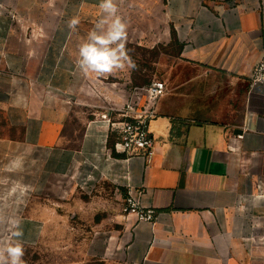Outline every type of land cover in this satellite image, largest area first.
<instances>
[{
    "label": "crops",
    "instance_id": "obj_1",
    "mask_svg": "<svg viewBox=\"0 0 264 264\" xmlns=\"http://www.w3.org/2000/svg\"><path fill=\"white\" fill-rule=\"evenodd\" d=\"M99 4L0 0V223L19 221L12 239L43 243L57 264H264V84L249 86L264 0H117L126 43L181 45L150 122L151 162L114 154L102 119L139 85L131 58L100 77L77 63ZM238 99L236 119L214 120ZM77 175L88 190L63 183ZM129 187L155 222L123 213Z\"/></svg>",
    "mask_w": 264,
    "mask_h": 264
},
{
    "label": "built area",
    "instance_id": "obj_2",
    "mask_svg": "<svg viewBox=\"0 0 264 264\" xmlns=\"http://www.w3.org/2000/svg\"><path fill=\"white\" fill-rule=\"evenodd\" d=\"M264 84V62L254 66L250 74V89ZM167 85L161 79H153L143 85H134L124 105L111 106L102 114L111 131L116 133L114 151L127 156L139 155L151 162L154 156L155 140L150 131V122L158 115V102L166 93ZM142 191L129 187L122 204L125 215H134L137 221L155 222L158 212L141 203Z\"/></svg>",
    "mask_w": 264,
    "mask_h": 264
},
{
    "label": "clouds",
    "instance_id": "obj_3",
    "mask_svg": "<svg viewBox=\"0 0 264 264\" xmlns=\"http://www.w3.org/2000/svg\"><path fill=\"white\" fill-rule=\"evenodd\" d=\"M99 8L103 15L89 32L87 39L80 44L77 62L85 75L95 73L98 77L122 69L125 61L130 62L126 49L127 25L118 15L117 0H100ZM79 23V19L74 17L69 21L68 27L75 30ZM19 167L20 162L17 159L10 166H6L5 170L13 171ZM17 188L21 194L27 191L26 186L17 184L13 186L11 193H15ZM18 224L19 221L9 220L10 230L17 228ZM21 235L22 232L17 228L10 236L0 239V264H24V249L18 241L12 239Z\"/></svg>",
    "mask_w": 264,
    "mask_h": 264
},
{
    "label": "rangeland",
    "instance_id": "obj_4",
    "mask_svg": "<svg viewBox=\"0 0 264 264\" xmlns=\"http://www.w3.org/2000/svg\"><path fill=\"white\" fill-rule=\"evenodd\" d=\"M89 32L90 31H81L79 32V37L87 38ZM179 48V43L175 41H171L167 44H155L148 41L126 43L128 56L131 58L132 63V84L143 85L153 79L164 80L173 70V66L175 65L174 60L179 52ZM226 98L227 97H222L224 100H226ZM239 102L240 99L237 100L236 104L230 111L224 110V107L226 106L222 103L223 106L220 107L222 109L215 112V116L217 117L214 120H224L226 115L236 119L239 115ZM111 148L115 154L113 146H111ZM81 178L82 176L77 175L72 180H64L63 183L69 185L74 182L78 184L80 188L86 190L88 188L87 180ZM104 188L105 190L107 189L106 185ZM9 231V223H0V239L8 237ZM21 246L24 249V255L22 257L24 264H57L59 261L66 259L57 253H51L43 243L34 247L25 245ZM86 264L101 263L89 260Z\"/></svg>",
    "mask_w": 264,
    "mask_h": 264
},
{
    "label": "water",
    "instance_id": "obj_5",
    "mask_svg": "<svg viewBox=\"0 0 264 264\" xmlns=\"http://www.w3.org/2000/svg\"><path fill=\"white\" fill-rule=\"evenodd\" d=\"M234 133L235 134H242L243 130L241 128H237V129H235Z\"/></svg>",
    "mask_w": 264,
    "mask_h": 264
},
{
    "label": "trees",
    "instance_id": "obj_6",
    "mask_svg": "<svg viewBox=\"0 0 264 264\" xmlns=\"http://www.w3.org/2000/svg\"><path fill=\"white\" fill-rule=\"evenodd\" d=\"M173 41L177 42V40H173ZM179 47L181 48V45H179ZM110 143H111V140L109 139V145H110Z\"/></svg>",
    "mask_w": 264,
    "mask_h": 264
}]
</instances>
